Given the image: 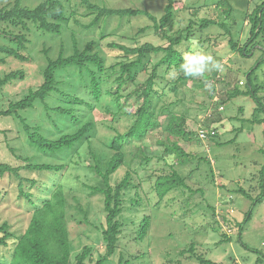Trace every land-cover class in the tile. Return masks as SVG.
I'll return each instance as SVG.
<instances>
[{"label":"rangeland","instance_id":"374dc122","mask_svg":"<svg viewBox=\"0 0 264 264\" xmlns=\"http://www.w3.org/2000/svg\"><path fill=\"white\" fill-rule=\"evenodd\" d=\"M14 0H0V8ZM43 0H26L25 4L35 7ZM100 6H108L116 9L132 8L147 11L160 18L164 14L167 2L164 0H90ZM177 18L169 27V34L175 35L190 24V20H195L192 12L198 11L199 19H213L225 23L231 29L232 38L244 44L250 36V26L246 21V14L252 13L254 9L264 2V0H229L233 14L230 18L222 17L221 9L217 8L215 0H175ZM73 6H79L81 13H87L82 6L81 0H72ZM91 19L82 18L81 21L88 23ZM102 26H106V32L112 34L103 41V51L110 63L117 61V51L109 50V43H120L127 46H135L129 41L139 29L150 26L151 23L145 17L124 18L114 17L109 21H102ZM198 29V26H194ZM199 30V29H198ZM89 33V34H88ZM100 31L95 33L82 32V37L99 38ZM230 36V35H229ZM225 36L223 28L216 25L197 33V38H212V42L201 47L196 41L197 50H203L206 54L213 56L214 60L222 65V70H212L206 72L202 79H210L205 89L188 82L181 87L179 95L167 90L162 99L153 97L150 104V112L157 115L161 127L152 130L143 142H135L126 145L128 155V169L138 172V179L142 180L140 206L135 207L126 203V209L121 217L125 224L123 235L117 254L109 260L107 264H118L120 254L123 253L128 259L133 256L143 255L131 264H196L195 259H191L190 254L185 256L181 252L189 247L193 242L197 244L199 254H204L205 258L219 264H257L258 259L264 260V200L254 205V201L261 195V172L264 167V126L252 124L256 104L247 96H242L225 103L220 109L211 107L217 101L227 98L235 85L240 84V89H247V75L256 62L264 54V37L259 39L258 45L253 50L250 57L240 53H233L228 38ZM34 45L23 52L30 57V61H19L10 58L5 54H0V59H7L5 63L0 61V80L6 75L14 72L23 73V77L13 80L0 90V111L6 110L12 103H17L24 99L29 91L37 90L44 82L42 71L46 67L45 56L42 53L45 39L35 40ZM193 39H191L192 41ZM200 40V39H199ZM190 43L183 44L179 49L184 54L192 51ZM146 42L159 45L162 40L154 35L150 30L146 35L138 39L139 45ZM9 42L0 37V45ZM48 47H52L50 57L56 58L59 51L57 41H48ZM14 46V44H13ZM71 47V45L69 44ZM189 46V48H187ZM253 53L255 54L254 56ZM70 51H67V55ZM257 77V80H255ZM69 81V77H64ZM264 86V65L252 77ZM112 83V80L109 82ZM109 88H116V84ZM211 89H214V100H210ZM260 97H264V90L260 91ZM84 96V95H82ZM183 100L184 103L181 102ZM111 99L103 101L98 106L90 118L97 124L96 133L93 139L95 150L109 159L112 152L107 148V144L114 137L111 130L113 126L121 133L125 132L131 121L125 114H120L119 124L113 122L112 115L106 114V106H111ZM143 97L133 96L124 98L121 101L123 113L126 111L135 112L142 105ZM177 102V105H175ZM110 103V104H109ZM50 107L71 106L61 97L60 100L52 98L48 100ZM174 104V105H173ZM169 107L161 113L162 108ZM115 109V108H114ZM188 112V114H187ZM171 113L175 116L187 114L188 128L197 131L201 138L193 139L192 142L179 140L181 147L192 153V159L185 165H176L179 173L187 179V189L181 188L171 192L163 201L155 190L157 178L161 175L169 174L171 169L159 158L163 156L164 147L159 142L167 141L170 137L162 131L169 122ZM21 115L34 127H40L41 132L51 139H56L62 134L56 130V126L64 130L61 123L66 118L60 117L56 112H47L43 104L38 103L34 109L21 112ZM51 116L52 118H50ZM221 118L213 124V120ZM88 118L82 120L85 123ZM210 124V125H209ZM24 125L15 117L0 118V163H7L12 166L23 165L11 152V148L17 155L33 158L36 163H68L71 159H51L39 153L27 142V135L24 132ZM80 125H71V133L77 130ZM218 129V138H205L212 129ZM171 138V137H170ZM177 139L173 138L172 143ZM215 140V141H214ZM233 141V142H231ZM228 143L217 145V143ZM140 148V149H138ZM82 150L81 153H85ZM145 157L151 159L146 165L142 162ZM78 161V159H74ZM70 163L69 169L63 174L60 182L65 185L69 194L71 209H69L68 229L70 239L76 251L83 247L82 237L88 241L87 244L95 246L93 256L87 260V264H96L101 253L104 252L102 244H97L98 233L97 224L104 221L103 200L100 196L91 197L84 185L94 184L90 181L91 174L86 166ZM169 165L176 163V158L170 156L167 160ZM126 168L120 169L116 173L115 179L119 180L125 175ZM24 178L37 180L39 182L50 183V176L36 172H23ZM58 180V179H57ZM137 181V180H136ZM18 180L6 175L0 178V226L8 223L10 230L17 234L23 233L28 226L31 213L28 210L25 199L20 198L18 191ZM138 183V182H137ZM243 191V193H242ZM32 192L39 194L37 188ZM245 192V193H244ZM247 195V196H246ZM76 197L84 208L90 209L89 222L93 224H78L75 217H79L75 210L76 202L72 199ZM248 197V198H247ZM252 210L253 216L242 232V242L249 246L246 249L240 242V231L233 228V224H228L224 220L237 222L244 221L247 213ZM144 216L151 217V229L148 237L143 242H135L138 223ZM135 224V225H134ZM100 227V226H99ZM230 236L229 242L220 243L224 235ZM264 264V263H259Z\"/></svg>","mask_w":264,"mask_h":264},{"label":"trees","instance_id":"16d2710c","mask_svg":"<svg viewBox=\"0 0 264 264\" xmlns=\"http://www.w3.org/2000/svg\"><path fill=\"white\" fill-rule=\"evenodd\" d=\"M25 1L14 0L0 8V37L9 42V44L0 45V54L28 62L30 57L25 56L23 52H28L34 45L33 39L57 41L59 51L56 58L50 57L52 47H48V41L44 42L42 53L47 65L42 71L43 84L37 90L31 89L21 101L12 103L8 109L0 111V118L13 116L20 120L24 125L23 130L27 135L28 144L39 153L51 159L60 160L70 157L71 160L68 163L60 164L36 163L33 158L17 155V152L11 148L14 157L23 165L12 166L0 163V178L9 175L18 180L20 198L25 199L29 213H31L30 222L23 233L12 232L8 223L0 226V264H87V260L93 256L95 246L88 245L87 242H84L88 240L83 237L81 239L82 249L80 251L74 249L75 246L70 239L67 225L69 209L72 206L68 190L60 180L69 169L70 163H74V159H78L74 164L78 166L81 163L84 164L92 175L90 181L92 180L94 184H86L84 188L91 197L100 196L103 200L105 217L103 223L98 222L97 224V230L100 233L97 237V244H102L104 252L100 254L96 264H107L119 250L121 236L125 229L121 217L125 212L126 203L130 202L135 207L140 206L142 180L138 179L139 175L136 170L127 167L126 145L143 142L152 130L161 127L158 116L150 112L152 98L162 99L167 90L177 96L181 87L191 81L193 83L199 81L195 86L205 89L206 84L210 81L209 78L206 80L183 75L179 67L183 62V53L179 48L183 44L188 45L191 39L198 40L201 47L210 44L212 38H197V33L216 25L224 29L225 36L230 35L228 44L233 53L238 52L243 56L250 57L258 45L257 41L264 37V2L259 4L252 13L246 14V21L250 26V36L244 44H241L232 38L231 29L225 23L213 19H199L198 10L200 8L192 12L195 20H190V24L178 31L177 34L170 35L169 27L177 18L175 0H164L167 5L160 18L140 9H116L105 5L100 6L90 0H81L82 6L87 11L85 14L79 11V6L72 5V0H43L35 7L26 5ZM215 1H218L216 6L221 9L222 17L230 18L233 8L229 0ZM142 16L147 18L151 25L139 29L131 37L129 41L133 42L135 46L120 43L107 45L109 50L119 53L116 56L117 61L110 63L104 54L102 43L112 34L106 32V26H102L101 22L109 21L114 17L124 19ZM82 18L91 20L85 23L81 21ZM195 25L199 30L194 27ZM98 30L100 31L99 38L96 36L82 37V32L95 33ZM150 30L162 40V43L159 45L149 42L142 45L137 44L138 39ZM67 51H70L69 55H67ZM254 55L253 53L252 56ZM0 61L5 63L7 59H0ZM263 65L264 54L251 69V73L248 72L247 89L242 90L240 84L239 86L235 85L226 99L217 101L216 105H211L212 109H216V107L220 109L228 101L247 96L256 104L252 124L264 126V97L259 95L260 91L264 90V86L252 79ZM172 69L176 71L175 77L168 75ZM66 76L70 78L69 81L65 80ZM22 77L23 73L21 72L6 75L0 80V90L13 80ZM111 80L112 83H109ZM112 84H116L115 89L109 88ZM211 92L208 97L212 101L214 100V89H211ZM133 96H142V105L135 112L126 111L123 113L121 101ZM61 97L71 106L59 105L52 109L48 100L52 98L60 100ZM108 97L111 99V106H106V114L112 115L115 124H119L120 114H125L131 124L123 133L115 126L111 127L115 135L106 147L110 149L112 155L106 159L93 147L97 124L91 120L90 114L103 101H108ZM181 102L184 103L183 100ZM38 103L43 104L47 112L54 111L60 117L66 118L61 123L64 125V130L69 132L65 134L60 126H56V130L62 135L51 139L41 132L40 127H34L27 122L21 112L34 109ZM165 110H169V107L162 108L161 113L163 114ZM187 114L182 113L180 117L171 113L169 122L162 129L171 138L159 142L164 147L163 156L159 159L169 166L171 172L159 176L155 183V190L160 201H163L171 192L188 187L187 179L175 167L188 163L192 159V153L184 150L179 140L192 142L194 138L198 140L201 137L198 131L195 135V132L188 128ZM84 118H88V120L82 124ZM220 120L221 118L213 120L211 124ZM71 125H80V127L71 133ZM218 136V129L215 128L208 132L205 138L216 140ZM173 138L177 140L172 143ZM229 143L219 142L217 145ZM83 149L86 150L85 153H81ZM170 156L176 158L175 164L167 163ZM142 162L144 163L142 165H146L151 162V159L145 157ZM124 167L126 168L125 175L120 180L119 178L115 179L114 175ZM23 172L46 174L51 179L53 177L55 179L53 178L50 183L39 182L24 178ZM261 175L262 191L254 201V205L264 200V167ZM36 188L39 192L38 195L32 192ZM72 199L76 202L75 210L79 216L75 217L76 222L80 225L93 224L89 222L90 209L84 208L76 197L72 196ZM252 216L253 212L250 210L242 224L235 219L233 222L224 220L228 224H233V228L240 231V242L248 250L251 249L242 242V232L247 223L251 221ZM150 229L151 217L144 216L138 223L135 242L145 241ZM223 237L224 239L220 243L231 240L227 234ZM253 252L259 253L256 250ZM186 254H190L191 259L196 260V264H219L206 259L204 254H199L197 244L193 242L181 252L182 256ZM142 256L137 255L127 259L121 253L118 264H131L133 260L137 261ZM259 263H264V260L259 258L257 264Z\"/></svg>","mask_w":264,"mask_h":264},{"label":"clouds","instance_id":"9594fccd","mask_svg":"<svg viewBox=\"0 0 264 264\" xmlns=\"http://www.w3.org/2000/svg\"><path fill=\"white\" fill-rule=\"evenodd\" d=\"M192 51L185 52L180 64V70L185 77L203 78L206 72L222 70L220 62L214 60L213 56L206 54L203 50H197L196 41H191ZM168 75L175 77L176 71L170 70Z\"/></svg>","mask_w":264,"mask_h":264}]
</instances>
